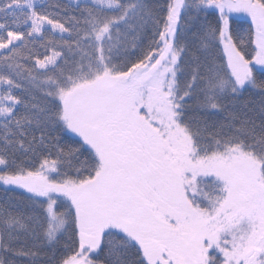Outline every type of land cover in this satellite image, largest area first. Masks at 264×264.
Returning <instances> with one entry per match:
<instances>
[{"label": "snow or ice", "instance_id": "6c2138e0", "mask_svg": "<svg viewBox=\"0 0 264 264\" xmlns=\"http://www.w3.org/2000/svg\"><path fill=\"white\" fill-rule=\"evenodd\" d=\"M0 264H264V0H0Z\"/></svg>", "mask_w": 264, "mask_h": 264}]
</instances>
